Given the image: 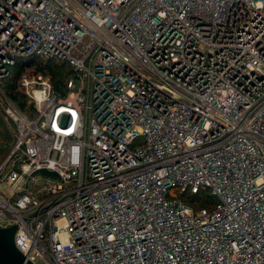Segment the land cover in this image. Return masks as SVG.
Listing matches in <instances>:
<instances>
[{
  "label": "built area",
  "instance_id": "obj_1",
  "mask_svg": "<svg viewBox=\"0 0 264 264\" xmlns=\"http://www.w3.org/2000/svg\"><path fill=\"white\" fill-rule=\"evenodd\" d=\"M31 56L74 74L21 73L34 115L3 92L27 259L264 264V0H0V84Z\"/></svg>",
  "mask_w": 264,
  "mask_h": 264
},
{
  "label": "trees",
  "instance_id": "obj_2",
  "mask_svg": "<svg viewBox=\"0 0 264 264\" xmlns=\"http://www.w3.org/2000/svg\"><path fill=\"white\" fill-rule=\"evenodd\" d=\"M34 68L36 71L49 74L52 78L53 87L55 90H64L67 79L74 74L71 67L66 64L44 60L38 56H31L28 58H21L17 64L12 67L11 74L3 80L4 92L18 105V107L29 115H34L32 104L28 102V96L20 88L19 76L27 68ZM30 109V110H28ZM7 148L5 149V151ZM5 151H3L5 153ZM183 199L195 207L202 205H209L211 196L207 192H200L197 194H186Z\"/></svg>",
  "mask_w": 264,
  "mask_h": 264
},
{
  "label": "water",
  "instance_id": "obj_3",
  "mask_svg": "<svg viewBox=\"0 0 264 264\" xmlns=\"http://www.w3.org/2000/svg\"><path fill=\"white\" fill-rule=\"evenodd\" d=\"M35 173L58 177V172L48 168H40ZM18 224L0 226V264H36L27 259L15 242V234Z\"/></svg>",
  "mask_w": 264,
  "mask_h": 264
},
{
  "label": "rangeland",
  "instance_id": "obj_4",
  "mask_svg": "<svg viewBox=\"0 0 264 264\" xmlns=\"http://www.w3.org/2000/svg\"><path fill=\"white\" fill-rule=\"evenodd\" d=\"M31 69L32 67H30V69L28 70ZM0 87H1L0 89V166H1L12 148V142L14 140L15 122L13 118L6 113L5 110L6 100L5 97L3 96V92H4L3 83L0 84ZM28 102L31 103L29 100ZM33 109L34 106L32 107V110ZM6 148L7 150L5 151ZM3 151H5V153ZM0 189L7 195L10 194L11 192L7 184L3 182L0 183Z\"/></svg>",
  "mask_w": 264,
  "mask_h": 264
}]
</instances>
